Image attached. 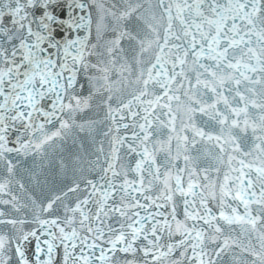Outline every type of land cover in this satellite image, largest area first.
<instances>
[{
	"label": "snow or ice",
	"instance_id": "1",
	"mask_svg": "<svg viewBox=\"0 0 264 264\" xmlns=\"http://www.w3.org/2000/svg\"><path fill=\"white\" fill-rule=\"evenodd\" d=\"M0 264H264V0H0Z\"/></svg>",
	"mask_w": 264,
	"mask_h": 264
}]
</instances>
